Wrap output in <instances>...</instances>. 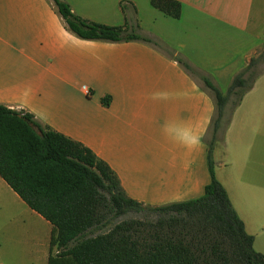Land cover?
Segmentation results:
<instances>
[{
  "label": "crops",
  "instance_id": "obj_1",
  "mask_svg": "<svg viewBox=\"0 0 264 264\" xmlns=\"http://www.w3.org/2000/svg\"><path fill=\"white\" fill-rule=\"evenodd\" d=\"M62 1L94 22L136 19L159 45L83 39L67 28L53 0H0V104L29 112L91 149L130 198L161 205L201 196L210 181L215 102L178 57L226 91L264 46L257 31L261 7L253 15L254 0H177L181 12L173 18L149 0ZM166 122L195 125L199 149L189 153L174 142ZM212 159L216 178L264 255L256 249L264 233V71L228 123L222 120ZM51 232L52 224L0 176V264H47Z\"/></svg>",
  "mask_w": 264,
  "mask_h": 264
},
{
  "label": "trees",
  "instance_id": "obj_2",
  "mask_svg": "<svg viewBox=\"0 0 264 264\" xmlns=\"http://www.w3.org/2000/svg\"><path fill=\"white\" fill-rule=\"evenodd\" d=\"M53 1L67 28L83 39L159 45L141 32L136 19L103 24L75 14L62 0ZM149 3L170 17L180 16L177 0ZM120 4L125 12L124 1ZM178 61L209 89L216 110L207 144L210 181L201 196L184 201L149 205L128 197L91 149L41 125L29 112L0 104V176L52 224L47 264H264V255L253 247L254 236L215 176L212 159L226 104L237 95L236 105L255 81L257 75L248 80L246 74L256 58L233 76L225 92L186 60Z\"/></svg>",
  "mask_w": 264,
  "mask_h": 264
},
{
  "label": "rangeland",
  "instance_id": "obj_3",
  "mask_svg": "<svg viewBox=\"0 0 264 264\" xmlns=\"http://www.w3.org/2000/svg\"><path fill=\"white\" fill-rule=\"evenodd\" d=\"M254 10L253 11V15H255V12L257 11V9H259L261 7V9L263 10V12L261 13V17L258 27H257V31H260L263 36H264V0H254ZM263 31V32H262ZM256 58V63L253 67L250 68L249 72L246 74V77H248V80H251L252 78H254L256 75H258L259 73H261L262 71H264V46L261 47L259 49V51L257 52V54L255 55ZM223 92H225V90H221ZM237 100V95H231L227 105L225 107V112H224V116H223V124L228 123L229 119H230V115L235 107V102ZM215 166V165H214ZM127 217L129 218H138L140 217L137 214H130ZM254 247V246H253ZM255 249V248H254ZM256 249H264V233L260 234L258 239H257V248ZM56 252V248L54 247L53 249V253ZM259 252V251H258Z\"/></svg>",
  "mask_w": 264,
  "mask_h": 264
},
{
  "label": "clouds",
  "instance_id": "obj_4",
  "mask_svg": "<svg viewBox=\"0 0 264 264\" xmlns=\"http://www.w3.org/2000/svg\"><path fill=\"white\" fill-rule=\"evenodd\" d=\"M163 129L174 142L189 153L197 151L201 145L202 136L193 124L175 125L166 122Z\"/></svg>",
  "mask_w": 264,
  "mask_h": 264
}]
</instances>
